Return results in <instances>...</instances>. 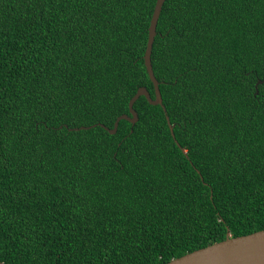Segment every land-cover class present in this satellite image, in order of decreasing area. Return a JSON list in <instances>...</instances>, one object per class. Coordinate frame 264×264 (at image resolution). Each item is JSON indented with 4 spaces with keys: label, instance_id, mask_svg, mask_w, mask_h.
Masks as SVG:
<instances>
[{
    "label": "trees",
    "instance_id": "1",
    "mask_svg": "<svg viewBox=\"0 0 264 264\" xmlns=\"http://www.w3.org/2000/svg\"><path fill=\"white\" fill-rule=\"evenodd\" d=\"M155 2L0 0L3 264H165L264 230V0H165L164 110L99 126L154 98Z\"/></svg>",
    "mask_w": 264,
    "mask_h": 264
},
{
    "label": "water",
    "instance_id": "2",
    "mask_svg": "<svg viewBox=\"0 0 264 264\" xmlns=\"http://www.w3.org/2000/svg\"><path fill=\"white\" fill-rule=\"evenodd\" d=\"M165 0H156L154 9L149 21L147 42L143 55V61L145 70L147 72L148 78L152 83L154 98H152L145 87H139L136 93L128 102V112L127 114H122L118 116L111 129L99 124L100 127L104 128L110 134H115L118 123L120 120H126L132 125L136 123L138 117L137 113L133 109L134 102L143 96L147 102L151 105H159L164 110L162 104V98L159 91V83L156 80L150 61L151 49L156 35V24L160 15L162 5ZM262 81H257L260 84ZM166 122L168 124L170 133L173 135V125L170 124L168 117L166 116ZM95 126V125H93ZM91 126V127H93ZM90 127H81L80 129H89ZM175 140V139H174ZM185 154V151L182 150ZM227 239H232L229 232L226 233ZM226 238L218 243L211 244L204 248L197 249L190 253H187L181 257L171 259L165 264H264V230L253 232L248 235L238 236L237 238L248 242L244 248L231 247L226 243ZM0 264H3L0 262Z\"/></svg>",
    "mask_w": 264,
    "mask_h": 264
},
{
    "label": "snow or ice",
    "instance_id": "3",
    "mask_svg": "<svg viewBox=\"0 0 264 264\" xmlns=\"http://www.w3.org/2000/svg\"><path fill=\"white\" fill-rule=\"evenodd\" d=\"M224 227L226 228L227 225H224ZM226 243L231 246V247H235V248H244L248 242L243 241L237 237H233L232 239H227L226 238Z\"/></svg>",
    "mask_w": 264,
    "mask_h": 264
}]
</instances>
